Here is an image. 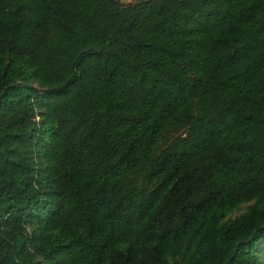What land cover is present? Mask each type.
I'll list each match as a JSON object with an SVG mask.
<instances>
[{
  "label": "trees",
  "instance_id": "trees-1",
  "mask_svg": "<svg viewBox=\"0 0 264 264\" xmlns=\"http://www.w3.org/2000/svg\"><path fill=\"white\" fill-rule=\"evenodd\" d=\"M0 264H264V0H0Z\"/></svg>",
  "mask_w": 264,
  "mask_h": 264
},
{
  "label": "rangeland",
  "instance_id": "rangeland-1",
  "mask_svg": "<svg viewBox=\"0 0 264 264\" xmlns=\"http://www.w3.org/2000/svg\"><path fill=\"white\" fill-rule=\"evenodd\" d=\"M137 0H121V2L125 3V4H129V3H133L136 2ZM246 209V205L242 206L241 212H243ZM237 214L239 213H235L233 216H237Z\"/></svg>",
  "mask_w": 264,
  "mask_h": 264
}]
</instances>
